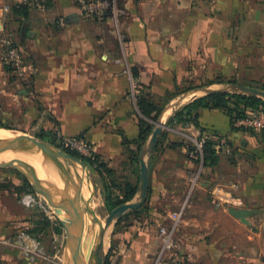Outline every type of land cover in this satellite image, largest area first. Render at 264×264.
Wrapping results in <instances>:
<instances>
[{"label": "crops", "instance_id": "obj_1", "mask_svg": "<svg viewBox=\"0 0 264 264\" xmlns=\"http://www.w3.org/2000/svg\"><path fill=\"white\" fill-rule=\"evenodd\" d=\"M118 8L115 19L86 16L78 0H49L44 10L0 0V36L23 50L34 71L30 89L5 77L0 91L21 104L32 101L36 115L52 117L49 128L85 139L116 170L117 182L139 189L138 164L131 160L137 145L125 139L139 136L140 96L148 90L162 105L170 93L178 90L171 100L178 99L216 80L264 84V0H118ZM127 69L137 83L134 95ZM5 72L0 62V75ZM195 112L199 127L177 124L160 140L146 209L140 217L127 211L111 225L110 263L150 264L161 243L159 227L185 206L177 239L189 264H264V133L233 129L222 109ZM202 129L220 144L211 167L189 148ZM199 170L190 192L191 174ZM94 181L103 200V179L96 173ZM235 198L243 207L224 205ZM7 202L0 201V235L12 244H0V264L55 262L50 247L59 225L52 212L44 209L50 224L36 235L39 251L30 253L14 234L39 219L25 213L22 201L15 213ZM231 207L256 210L248 220L257 231L232 216Z\"/></svg>", "mask_w": 264, "mask_h": 264}, {"label": "rangeland", "instance_id": "obj_2", "mask_svg": "<svg viewBox=\"0 0 264 264\" xmlns=\"http://www.w3.org/2000/svg\"><path fill=\"white\" fill-rule=\"evenodd\" d=\"M1 57L2 56H1V52H0V62L2 60ZM2 66L5 68L6 72L3 73V75L2 74L0 75V87H1L2 82L4 80L3 78L7 77V79H9V80H12V81L15 80V81L22 83V86H23L22 88L27 89V90L30 89V87H29L30 83L24 82L21 78L17 77L11 71L9 66L4 65L3 63H2ZM234 84H236V83L232 84V83H220V82H218V83H213V84H209V85L208 84H200V85L196 86L195 88H193L194 89L193 91L185 94L184 96H181L178 99H173V100L170 99V102L166 99L161 106L162 109H161V112L158 114L157 119L154 120L151 118H147V121L153 125V129H152V133L150 134L146 143L149 142L150 138L152 137V135L154 133V130L156 129V127L159 126L160 121L165 123L163 134L159 138V141L154 146L152 151L149 154H147V157L145 158V161L147 163V168L149 170V177L151 176V173L153 171H155L156 167L159 169V167L157 165L158 164V160H157L158 158H156V155L154 153L156 151H160V149H161L159 146L160 140H163L164 138H166V136H168L172 132L173 128L176 126V125L173 126V125L169 124L170 118L173 117V115L176 113V111H178L180 108L187 105L188 104L187 101L190 97H192L194 95H204V93L206 91L205 89L209 88V89L219 90L221 88H225L229 85H234ZM3 85L5 86L6 84H3ZM242 85L256 87V88L264 90V84L263 83H261L260 86L255 85V84H242ZM243 95H245V94H243ZM184 99L186 102H184L183 104H179ZM19 100H20V98H17L16 96H9V98H7V96H5L3 94V92L0 91V128L8 129L11 131L12 130L13 131H19L26 137H31V138H36L38 140L53 142L54 144L58 145L61 150L65 151V152L74 151L79 156H81V157L83 156L80 153H78L77 151L70 149V148H68L62 144L61 139L58 137V135L60 134L58 129H55L54 127L49 128L48 123L51 122L52 117H50L48 115H43V116L42 115H39V116L36 115V112H34L32 109V105H34L32 103V101H29V102L27 101V102H24L23 104H21ZM168 102L173 104V107L171 108L170 112L168 114H164L163 119L160 120V116H161L160 114H162L165 107L169 104ZM219 146H220V144L218 145L217 149L219 148ZM196 151H197L196 144L194 143L193 144L194 155L197 156L198 158H200V153L196 152ZM0 156H2V155H0ZM81 157H79V158H81ZM84 157H88V156H84ZM138 162L139 163H138L137 169H138V172L141 174V162H140V160H138ZM2 163H5V161ZM86 164L89 167V170L91 172V177H92L93 182L95 184L94 178H96V173L88 163H86ZM71 175L72 174H70V176ZM79 176H82V182L87 183V180H86L84 173H83V175L79 174ZM198 182H199V180L197 181V183ZM84 183H82V184H84ZM196 185L197 184H195V186L194 185L193 186L196 187ZM193 186L190 183V190H189L190 192H192L191 190L194 189ZM95 188L97 190L96 184H95ZM149 189H150V183H149ZM1 192H3V193L7 192L8 193L9 196L7 195L5 199L0 194V201L2 202V201L7 199V201H8L7 207L8 208L7 207L6 208H7V210L12 211L13 213H15L16 210H19V204L17 203V201H22V197L24 195H26L27 193H32L36 197L37 202L32 204L30 207H27L23 204L24 205V211L26 214H29L30 213L29 211H32V213H31L32 216L36 215V217L38 219L42 220L43 217H45V212H43L44 209L47 212H50V213L52 212V215H54L55 219H57L55 222L59 226H56V232L58 234V239L56 241H54V246L52 243V246L50 247V251H51V249H53L55 251V254H56L55 262L52 261L51 264H64L65 260H66V255H67V237H66L65 229H62L63 224L61 222V219L57 215V211H63L62 208H59V205L63 203L60 201V197L58 198V201L55 200V198L51 195V192L48 189L47 183H45L43 180L38 179L36 172L33 170V168H28V167H25L23 165H16V164H8L6 166L0 167V193ZM97 192H98V190H97ZM54 193L58 194L57 191H54ZM148 195H149V191H148ZM188 197H190V195H186V197H185L186 201H187ZM10 198L13 200H10ZM44 199H45V201H44ZM53 199L55 200L54 201L55 203L53 202ZM97 199H99L100 201H99V205L95 206L96 214L99 215V217L105 221L107 216L112 211V209H107L105 201H104V199L103 200L101 199L99 193H98L97 197L95 198V201ZM147 199H148V196H147ZM57 202H59V203H57ZM56 204H58V205H56ZM224 205L225 206H227V205L233 206L234 204L231 201V202H225ZM239 207H243V205L239 206ZM263 209H264V207H263ZM184 210H185V206H184ZM33 211H38V212H33ZM183 215H184V213H183ZM260 215L263 216V218H264V210H263V212L262 211L260 212ZM89 222H90V220H89ZM36 226H37V223L33 222V226H32V222H31V225H30V223H28L27 225L23 226L22 231L17 233V235L14 234V236L19 237V235L22 233H28V234L33 235L31 233V230L35 229ZM87 228H88V226L86 227V229ZM58 229H60L61 231H59ZM252 230L257 231L254 229H252ZM85 232H87V230H85ZM33 236L36 238L35 235H33ZM4 240H7L8 244H12V241L9 240V238L4 239V237H2L0 235V244L5 245V243L3 242ZM108 240L110 243L111 231H109ZM105 244H106L105 247H107V244H108L107 240H106ZM109 251H110V246H109ZM108 255H109V252H108ZM106 264H112V263H110V256L107 257Z\"/></svg>", "mask_w": 264, "mask_h": 264}, {"label": "water", "instance_id": "obj_3", "mask_svg": "<svg viewBox=\"0 0 264 264\" xmlns=\"http://www.w3.org/2000/svg\"><path fill=\"white\" fill-rule=\"evenodd\" d=\"M205 90L206 91L204 95H194L188 99L187 103L194 101L199 97L216 92H222V93L235 92L237 94H245L252 97H259L264 99V90L256 87L237 84V83L234 85H229L225 88H221L219 90L209 89V88ZM184 102H186L185 99L182 100L179 104H183ZM172 107L173 104L171 103H169L165 107L162 114H160L161 115L160 120L163 119L164 114H168L170 112ZM164 126L165 123L160 121L159 126L156 127V129L154 130V133L150 138L149 142L146 143L140 150L139 160L141 162V174H140V185L137 191L139 194L137 200L123 203L112 209V211L105 220V224L103 228L97 234L92 235L91 238L89 237V241L88 238L85 237L86 222L90 214H96L94 204L98 192L95 188V184L91 177V172L86 162L82 158H79L70 152H65L61 150L60 147L54 144L53 142L38 140L35 138L34 143L29 145H23L19 143L17 140H0V152L10 148H13L17 153H23L27 151L31 152V150L33 149H38L46 153L50 152L56 154L57 156L63 158L66 161L73 160L77 162L81 167H83L82 170L83 173L85 174L87 185L90 187V197L86 201L84 212L80 213L79 211L73 209L72 206L75 202V198L72 197L71 199H68V197L66 196L70 194L68 193L65 194L63 190H60L59 193L60 196L63 197L64 202L59 205V208H62L63 211H57V215L61 219V222L66 231L67 247L69 249L67 264H106L109 249L105 254L102 253V250H103V245L105 243V238L107 236V232L109 231L111 225L114 224L117 220H119L127 211L135 210L139 208L147 200L150 177H149V170L147 168V163L145 161V158L147 157V154H149L152 151L154 146L159 141V138L163 134ZM8 164H13V163L0 162V167L6 166ZM230 212L232 216L236 218L238 217V219H240L248 227L257 230V228L250 222V220H248V218L251 215L257 212L256 210L231 207ZM81 254L82 256L80 261L79 257Z\"/></svg>", "mask_w": 264, "mask_h": 264}, {"label": "built area", "instance_id": "obj_4", "mask_svg": "<svg viewBox=\"0 0 264 264\" xmlns=\"http://www.w3.org/2000/svg\"><path fill=\"white\" fill-rule=\"evenodd\" d=\"M23 2L29 9L44 10L47 8L49 0H23ZM78 3L82 8L83 13L88 17H99L111 13L116 19L119 14L118 0H78ZM4 8L8 10L9 5L6 4ZM120 38L123 40L122 35H120ZM0 52L2 56L1 62L4 65L9 66L11 71L17 77L21 78L24 82L30 83L34 72L33 68L27 63L23 50L15 45L13 40L7 35L0 36ZM127 72L131 78L134 95L137 83L128 69ZM234 126L240 130L262 131L264 129V110L256 109L249 111L246 116L236 119ZM58 137L61 139L64 146L77 151L81 155L88 157L93 155L92 148L85 139L79 136L66 137L60 134ZM208 139H210V135L205 134L195 142L197 149L196 152L200 153V157H203V146ZM200 172L201 170L191 174L190 182L192 186L197 184ZM36 202V197L32 193H27L22 197V203L27 207H30ZM232 203L235 206H242L243 200L235 198ZM183 213L184 207L173 213L169 224L159 227L158 238L161 243L150 264H189L187 257L182 252L181 244L177 239V231ZM18 241L22 247L30 253H37L39 251L40 243L31 234H20ZM3 242L8 243L7 240H4Z\"/></svg>", "mask_w": 264, "mask_h": 264}, {"label": "trees", "instance_id": "obj_5", "mask_svg": "<svg viewBox=\"0 0 264 264\" xmlns=\"http://www.w3.org/2000/svg\"><path fill=\"white\" fill-rule=\"evenodd\" d=\"M27 7V6H26ZM28 8V7H27ZM218 83L221 81H213ZM213 84V83H211ZM177 90L174 93H170L171 96L167 98L168 101L172 99L173 96L178 94ZM137 106L139 111L145 118L140 119V133L138 138L129 141L125 139V143H134L137 145V149L132 151L131 160L134 163H139V153L142 147L147 142L150 134L152 133L153 125L147 121V118L157 119L158 114L161 112V104L156 100L154 95L147 90V93H144L140 96ZM200 108H210V109H222L229 115L232 123V127L235 130H240L234 126L236 119L244 117L248 114L249 111L262 109L264 110V99L259 97H252L249 95L237 94V93H222L216 92L209 95H205L195 99L194 101L188 103L184 107L180 108L169 120V124H189L193 123L195 126L199 127L198 123V114L195 112ZM249 131V130H248ZM203 135L208 134L202 129ZM264 133V129L262 130ZM214 136V135H213ZM217 142L213 139H208L203 146V165L204 167H211L218 161V149ZM193 151V147H189ZM73 155L79 156L74 151H70ZM86 163H88L92 169L100 175L103 179L104 189L102 195L107 206V209H113L114 207L121 205L123 203L130 202L137 194L138 186L131 183L130 181L117 182L116 180V170L108 167L105 163L99 161L97 155H92L90 157L82 156ZM109 178V181L107 180ZM116 190H114V189ZM146 209L145 203L140 206L138 209L131 211L136 217H140ZM50 224V219L45 216L43 219H39L35 229L31 230L33 235H37L41 232L47 225ZM61 231L60 229H58ZM111 248L108 256H111Z\"/></svg>", "mask_w": 264, "mask_h": 264}, {"label": "bare ground", "instance_id": "obj_6", "mask_svg": "<svg viewBox=\"0 0 264 264\" xmlns=\"http://www.w3.org/2000/svg\"><path fill=\"white\" fill-rule=\"evenodd\" d=\"M0 140H17L23 145H29L34 143L35 138L26 137L19 131H11L8 129L0 128ZM0 155H2L0 156V162L7 161L16 165H23L28 168H33L38 179L43 180L45 183H47L48 189L55 200L58 201V198L60 197V201L64 202L63 197H61L59 194L60 190H63L65 194H70L66 195L68 199H71L72 197L75 198V202L72 206L73 209L79 211L80 213L84 212L86 201L90 197V187L86 182H82V176H79V174L83 175V167H81L77 162L73 160L66 161L56 154L50 152L46 153L38 149H33L31 150V152L27 151L23 153H17L13 148H10L1 151ZM70 174L72 175L70 176ZM54 191H57L58 194L54 193ZM55 200L53 199V202ZM99 201V199L95 201L94 207L96 205H99ZM104 224L105 221L102 220L99 215H89L86 222L88 228L86 229L87 232L85 233V237L88 238V241L89 237L91 238L92 235L97 234L103 228ZM109 231L107 232V236L105 238V243L107 240L108 244L107 247H105L106 244L104 243L102 250L103 254H105L109 249ZM68 253L69 249L67 251L64 264H67ZM81 256L82 254L79 257L80 261Z\"/></svg>", "mask_w": 264, "mask_h": 264}]
</instances>
